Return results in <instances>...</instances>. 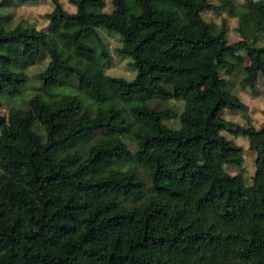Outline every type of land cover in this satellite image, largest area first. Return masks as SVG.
<instances>
[{
    "label": "trees",
    "instance_id": "1",
    "mask_svg": "<svg viewBox=\"0 0 264 264\" xmlns=\"http://www.w3.org/2000/svg\"><path fill=\"white\" fill-rule=\"evenodd\" d=\"M38 1L0 0V93L32 91L27 109L0 115V264H264V124L221 118L247 110L232 80L254 90L264 75V0H111L110 13L103 0H70L73 14L53 0L46 31L5 13ZM209 11L237 18L241 39L228 43L225 20L212 33ZM99 28L121 36L132 81L105 75ZM41 61L31 88L27 69ZM152 97L183 102L178 129L164 124L169 107H148ZM135 120L125 172L99 163L128 155L120 139L98 141L70 168L71 140ZM223 132L248 139L250 184Z\"/></svg>",
    "mask_w": 264,
    "mask_h": 264
},
{
    "label": "rangeland",
    "instance_id": "2",
    "mask_svg": "<svg viewBox=\"0 0 264 264\" xmlns=\"http://www.w3.org/2000/svg\"><path fill=\"white\" fill-rule=\"evenodd\" d=\"M65 11L70 14L75 13L76 8L70 3V0H57ZM104 1V12L110 13L112 10L111 0ZM135 2L134 0H132ZM209 2L215 6L219 5L218 0H209ZM241 4L242 0H236L235 4ZM53 10V0H40L35 3L14 6L5 9V13L11 17L14 23L25 20L30 24H33L37 30L46 31L48 28V20L46 15ZM204 19L211 26L212 33H216L221 22L226 21L227 25V40L229 44H233L239 41L241 38L237 32L238 20L237 18L228 17L225 11L214 12L209 11L204 14ZM98 33L103 37L109 59L106 61L105 75L110 77L124 78L128 81H132L135 78V71L129 66L127 59L120 58L116 49L120 47L119 39L121 36L110 33L104 28H99ZM134 44V41L126 43L125 47H130ZM261 44V43H260ZM240 55L245 56L244 53ZM47 61H41L38 65L27 69V75L29 76V86L38 88L40 85L36 82V76L44 67ZM247 61H244L246 64ZM222 76L228 80L222 72ZM240 77L232 80L235 82L233 93L239 98V100L247 107L245 112L224 110L221 113V118L226 121L235 123L239 126L253 128L259 130L264 124V75H259L255 89L250 90L243 88L239 84ZM27 87V85H26ZM23 87L19 95H9L0 93V115L7 116L11 107L24 110L27 109V101L31 97L32 91ZM69 88L62 89L63 93H71ZM148 107L152 109H165L170 108L175 112V117L164 121V124L170 129L176 130L179 128V115L183 110V102L181 100H162L157 97H152L146 101ZM140 125V121L135 120L132 127L125 128L123 131L111 132L109 130H101L94 133H86L71 140L67 146L66 151L69 154L78 153V160L70 168L75 169L79 163L83 162L87 158L88 151L100 140L108 139H120L128 147L129 153L122 160H115L113 156H107L102 158L99 163L104 171L114 170L117 172H125L129 167L134 164L135 153L137 151V141L134 136V128ZM35 129V128H34ZM36 131H38L36 126ZM222 135L229 141L233 142L235 146L242 149L244 178L248 184L251 183V178L255 172V154L249 150L248 139L242 136L234 137L227 132H223ZM229 173L236 174L238 170L236 168H230Z\"/></svg>",
    "mask_w": 264,
    "mask_h": 264
}]
</instances>
